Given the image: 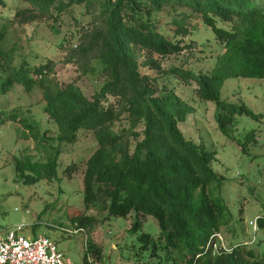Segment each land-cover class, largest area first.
<instances>
[{
  "label": "trees",
  "instance_id": "trees-1",
  "mask_svg": "<svg viewBox=\"0 0 264 264\" xmlns=\"http://www.w3.org/2000/svg\"><path fill=\"white\" fill-rule=\"evenodd\" d=\"M24 5L15 17H0V98L15 85L43 93V114L53 123L56 135L15 111L8 116L48 145L45 160L19 157L17 170L23 181L74 178L83 174L87 209L108 211V216L137 220L153 216L161 228L159 237L143 233L140 240L152 248L161 264H264V255L243 244L216 249L217 234L233 220L224 193L225 182L214 167L217 152L204 143L186 138L180 126L196 107L168 86L171 76L183 85L196 84L201 100L215 102L217 123L226 136L234 134L239 116L255 114L246 105L226 102L221 90L228 78H264V0H20ZM6 0H0V6ZM80 9L73 17L76 30L63 37L61 49L66 63L74 65L79 77H90L94 85L88 95L77 80L61 82L57 61L47 59L31 65L17 62L18 45L12 42L15 25L38 15L53 20V30L64 13ZM198 19L210 28L220 50L210 72L196 73L182 66L161 69L164 79L143 74L139 54L168 56L195 47L185 37ZM190 23V25H189ZM153 62V61H152ZM0 110V127L4 124ZM126 120L129 126L117 129ZM21 132V131H20ZM84 134L94 136L97 147L88 158H61L62 144H76ZM57 144V145H56ZM246 146V145H245ZM95 217L82 213L73 217L77 228H87ZM78 222V223H77ZM264 228V216L259 217ZM26 230V229H25ZM24 230V231H25ZM25 233V232H24ZM90 254L101 249L88 240Z\"/></svg>",
  "mask_w": 264,
  "mask_h": 264
},
{
  "label": "rangeland",
  "instance_id": "rangeland-1",
  "mask_svg": "<svg viewBox=\"0 0 264 264\" xmlns=\"http://www.w3.org/2000/svg\"><path fill=\"white\" fill-rule=\"evenodd\" d=\"M23 7L20 0H6V5L0 6V17H15L16 11ZM80 9L84 8L78 7L75 12L61 16L64 20L56 23L60 34L53 30L54 22L48 19L49 16L38 15L34 20L15 25L11 41L18 45V63L26 59L31 65H39L41 61L54 59L57 61L56 76L61 82L78 79L84 91L92 95V79L78 76L76 67L64 61L65 51L60 46L61 39L64 36L71 38L76 30L73 17H82L78 12ZM190 22L195 32L185 39L195 47L168 56L141 52L139 61L143 74L164 79L163 71L173 66H182L196 73L210 72L214 68L219 43L211 29L200 20ZM156 60L161 63L163 71L154 66ZM166 82L169 88H175L181 97L196 107L195 113L180 126L186 138L204 143L209 150L217 152L213 164L225 182L224 193L233 220L217 234L216 249L247 243V249L264 255V228L254 231L252 224L257 217L264 216V78L226 80L221 90L223 100L246 105L255 114L254 117L239 116V124L231 136L224 135L218 127L217 118L223 109L213 101L201 100L195 91L196 84L183 85L174 76ZM42 105L41 90L34 88L29 92L19 84L0 98V110L5 112L4 124L0 127V228H15L24 223L28 226L24 231L27 236H50L58 248L77 263L84 262L89 240L101 249L99 256L90 254L92 264H161L152 254V248L145 247L140 240L143 233L159 237L161 228L155 217L140 216L141 227L133 232L137 220L134 212L124 218L108 216L107 210L87 209L81 173L69 179L60 170L61 179H43L34 184L20 179L16 166L19 157L45 160L52 150L43 148L48 141L33 137L29 130L24 131L22 124L8 116L20 111L31 121L40 123L41 135L46 127L51 129L50 136L56 135V128L52 122H47ZM127 126L129 124L124 120L117 124V129ZM96 147L94 136L84 134L76 144L61 145V158L65 162L78 155L79 158H88ZM80 213L95 217L96 221L85 228V232L73 233L77 228L73 217ZM162 264L173 263L164 261Z\"/></svg>",
  "mask_w": 264,
  "mask_h": 264
},
{
  "label": "built area",
  "instance_id": "built-area-1",
  "mask_svg": "<svg viewBox=\"0 0 264 264\" xmlns=\"http://www.w3.org/2000/svg\"><path fill=\"white\" fill-rule=\"evenodd\" d=\"M259 217L253 222L254 231L259 229ZM22 223L15 228H0V264H84L77 263L58 248L50 236L39 234L27 236ZM85 232L76 228L73 233ZM89 261L93 262L89 256Z\"/></svg>",
  "mask_w": 264,
  "mask_h": 264
}]
</instances>
